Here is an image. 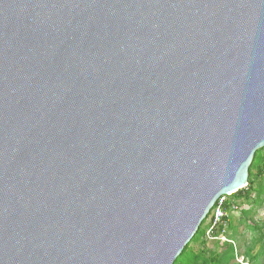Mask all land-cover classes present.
<instances>
[{"label": "water", "instance_id": "obj_1", "mask_svg": "<svg viewBox=\"0 0 264 264\" xmlns=\"http://www.w3.org/2000/svg\"><path fill=\"white\" fill-rule=\"evenodd\" d=\"M264 147V0H0V264H173Z\"/></svg>", "mask_w": 264, "mask_h": 264}, {"label": "trees", "instance_id": "obj_2", "mask_svg": "<svg viewBox=\"0 0 264 264\" xmlns=\"http://www.w3.org/2000/svg\"><path fill=\"white\" fill-rule=\"evenodd\" d=\"M222 201L226 216L213 231L211 248L206 232L212 223L213 211ZM247 206V209L241 207ZM264 206V147L257 150L248 169L247 186L230 196L221 197L200 224L196 234L183 248L173 264H260L264 258V219L255 220ZM239 211L238 218L233 213ZM209 219V221H208ZM208 221V222H207ZM244 228L239 232V228ZM249 242H240L247 233ZM216 239V240H214ZM244 243L242 246L241 244ZM198 246V248H194ZM242 249V252L239 250Z\"/></svg>", "mask_w": 264, "mask_h": 264}, {"label": "rangeland", "instance_id": "obj_3", "mask_svg": "<svg viewBox=\"0 0 264 264\" xmlns=\"http://www.w3.org/2000/svg\"><path fill=\"white\" fill-rule=\"evenodd\" d=\"M241 208H243V209H247V206H243V207H241ZM238 212H239V211H236V212L233 213V216H234L235 218H238V216H239V213H238ZM254 219H255V220L264 219V206H263L262 208L258 209L257 217H255ZM208 221H209V219H208ZM208 221H207V222H208ZM243 231H244V228L240 227V228H239V232H243ZM246 233H247V232H246ZM206 236L208 237V238H207V240H208L207 246H208L209 248H211V242L213 241V238H210V235H209V234H208V235L206 234ZM251 236H252L251 233H250V234L247 233V234L245 235V238L240 239V240H241L240 242H244V243H245V242H249ZM214 240H216V239H214ZM244 243H242L241 246H242ZM194 248H198V246H194ZM241 250H242V249H240L239 252H240ZM260 262H261L260 264H264V258L261 259Z\"/></svg>", "mask_w": 264, "mask_h": 264}, {"label": "built area", "instance_id": "obj_4", "mask_svg": "<svg viewBox=\"0 0 264 264\" xmlns=\"http://www.w3.org/2000/svg\"><path fill=\"white\" fill-rule=\"evenodd\" d=\"M223 200L219 201V206L213 211L212 214V223L211 226L209 227L208 231L206 232V234L211 235V232L213 231V229L220 224L221 220L226 216V213L221 209V204H222Z\"/></svg>", "mask_w": 264, "mask_h": 264}, {"label": "crops", "instance_id": "obj_5", "mask_svg": "<svg viewBox=\"0 0 264 264\" xmlns=\"http://www.w3.org/2000/svg\"><path fill=\"white\" fill-rule=\"evenodd\" d=\"M240 252H242V250Z\"/></svg>", "mask_w": 264, "mask_h": 264}]
</instances>
